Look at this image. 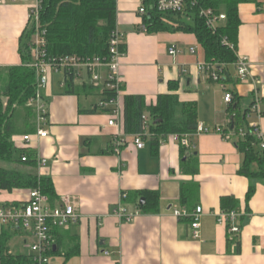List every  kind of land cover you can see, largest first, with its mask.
Segmentation results:
<instances>
[{
	"label": "crops",
	"instance_id": "0c3cea01",
	"mask_svg": "<svg viewBox=\"0 0 264 264\" xmlns=\"http://www.w3.org/2000/svg\"><path fill=\"white\" fill-rule=\"evenodd\" d=\"M31 5L30 0H0L3 75L21 65L20 39L30 26ZM142 5L143 0H117V29L126 50L120 61L119 128L110 127L111 116L98 110L104 100L102 86L94 89L84 81L75 85L84 87L80 95L66 94L65 76L53 72L43 90L49 134L45 139L34 137L29 149L47 164L38 165L34 172L52 180L58 198L55 206L70 198L82 215L79 223L54 230L60 254L54 255L53 264H264V183L239 174L244 156L236 137L224 139L214 132L217 127L231 131L224 97L232 90L240 98L242 111L252 110L249 121L264 133V0L239 6L237 52L251 62L246 82L238 79L234 66L222 82L203 74L199 66L207 62L205 50L194 34L144 32ZM173 47L177 56L170 55ZM253 80L262 83L256 111L251 109ZM171 82L179 83L176 94L181 103L197 105L198 126L211 132L193 137L190 149L171 138L153 146L151 137L139 150L133 144L136 134L124 131V100L141 96L147 105H154L160 95L170 92ZM117 137L123 141L119 152ZM17 139L20 144L21 137ZM195 164L197 174L184 171ZM188 183L199 186L192 207L181 202V186ZM251 185L256 191L247 202ZM145 192L158 193V213L143 214L135 203L124 201L132 193ZM224 198L238 202L235 223L241 232L233 238L227 226L218 222ZM16 199V194L0 191V202ZM120 205L136 214L131 222H122L116 215ZM198 207L203 216L200 238L195 239L190 219L177 218L174 212L192 213ZM67 254L72 256L66 260Z\"/></svg>",
	"mask_w": 264,
	"mask_h": 264
},
{
	"label": "trees",
	"instance_id": "16d2710c",
	"mask_svg": "<svg viewBox=\"0 0 264 264\" xmlns=\"http://www.w3.org/2000/svg\"><path fill=\"white\" fill-rule=\"evenodd\" d=\"M157 0H143L147 11L144 24L148 34L161 32H185L194 34L205 50L207 63L226 65L224 69L229 76V68L236 61V54L223 44L228 39L237 47L238 31L241 25L239 6L254 3L257 0H199L197 6L189 8L187 15H163L156 8ZM201 9H214L226 15V21L213 32L205 20L199 16ZM42 29L46 31L47 55L50 58L62 56H78L84 59L99 57L109 61L110 40L117 29V0H43L40 16ZM34 36L31 26L20 39L21 65L9 69L0 76V191H29L40 189L55 206L58 198L50 178L35 174L38 167L36 155L28 149H17L14 137L34 134L37 131L36 113L30 101L37 93L36 71L28 65L32 62L30 44ZM126 54L124 43L120 48ZM66 94L80 95L84 90L76 87L71 75H66ZM223 79H221L222 82ZM95 89V85H92ZM170 92L160 95L157 103L147 105L141 96H128L124 100V131L129 134L142 133L143 117L151 121L152 145H159L161 139L170 135H191L197 132L198 110L194 103H181L176 94L178 82L169 84ZM233 103L228 112L233 119L230 129L235 132L236 146L244 156V164L239 174L250 180L264 183V150L259 147L256 135L248 129L251 110L242 111L240 98L235 91ZM104 97L110 99L115 94L103 91ZM3 98H7L4 107ZM105 99V98H104ZM232 124L234 128L232 129ZM243 130L245 135L240 136ZM227 132V131H226ZM27 161L23 162V157ZM186 173L197 174L198 166H189ZM256 186L251 185L247 194V202L254 196ZM199 194L197 184L181 186V202L192 207ZM144 196L146 204L141 207L138 198ZM124 201L135 203L143 214H156L159 211V196L155 192L132 193L124 197ZM237 201L224 198V212H232L237 208ZM13 235L2 230L0 233V264H29V258L23 254H10V243ZM60 249L54 254L58 256ZM72 254L65 255L66 260Z\"/></svg>",
	"mask_w": 264,
	"mask_h": 264
},
{
	"label": "built area",
	"instance_id": "2783aa9c",
	"mask_svg": "<svg viewBox=\"0 0 264 264\" xmlns=\"http://www.w3.org/2000/svg\"><path fill=\"white\" fill-rule=\"evenodd\" d=\"M32 2L30 8V26L34 28V36L30 44V52L32 62L28 65L36 71L37 75V93L35 98L30 101V106L33 107L36 113V127L35 135H24L21 137L20 144H18L17 137L13 138L14 145L17 149H28L34 137L45 139L48 137L46 126L48 125V109L44 100L43 90L49 84L50 76L53 72L62 73L65 76L71 75L73 83L84 84L86 79L91 80V84L95 86H102L103 91H108L115 94L113 98H106L98 105V110L108 113L111 116L109 122L110 127L119 128L118 120L122 116L120 95L122 91L123 81L120 76V61L125 56L121 52V45L124 43L123 34L116 29L112 34L110 40V53L109 61L94 57L91 59H84L78 56H62L50 58L47 55V41L46 31L42 29L40 16L42 11L43 0H30ZM199 0H157L156 8L159 14L163 15H187L188 9L197 6ZM139 15L144 17L147 15L146 9L141 6ZM199 16L203 18L207 26L213 31H217L219 26L226 21L224 13H218L214 9H201ZM143 31L147 32L144 25ZM223 44L230 48L237 56V61L233 65L238 79L241 82H246L250 79V59L240 56L237 52V47L224 39ZM195 53L194 50L191 51ZM178 50L173 47L170 50L171 56H177ZM226 65L217 63H204L199 66V70L207 75L215 82H221L225 76L224 69ZM3 68L0 67V76L3 75ZM256 87L254 92V104L251 109L256 111L260 104L261 81L253 80ZM66 85V82L64 86ZM6 99V98H5ZM224 101L229 107L233 103V94L231 91H226ZM4 107H7V101H4ZM252 112V110H251ZM249 119V117H248ZM151 121L148 117H143L142 133L134 136V146L142 150L146 147V140L152 137ZM248 129L257 136L259 140L260 149L264 150V133L260 130L259 126L255 123L248 122ZM210 129L199 125L197 132L191 135H170L164 141L171 138L173 141L180 143L185 149H190L191 139L200 134L210 133ZM215 133L230 139L235 135L234 131L226 133L222 128L217 127ZM243 130L240 131V136H244ZM116 151L119 152V147L123 145V141L117 137ZM23 162L27 161V156L23 157ZM38 165H46V159H38ZM18 199L12 202H0V233L2 230L9 231L15 238L20 237L23 239L22 248L25 249L26 255L29 258V264H53L54 249L56 248V238L54 230L66 229L71 225L80 222L82 215L79 212L77 202L70 198H63L58 206H52L49 198L42 193L40 189L29 190L27 193H15ZM138 214V213H137ZM116 215L122 222H131L136 214H130L123 205H120L116 211ZM175 217L183 219L187 218L191 221L193 229V236L195 239L200 238L201 230V217L203 216V209L198 207L194 212L188 213L187 211L175 210ZM218 222L226 225L228 235L233 238L238 235L241 229L236 225L239 217L238 213L221 212L218 215ZM15 255L13 251L9 252Z\"/></svg>",
	"mask_w": 264,
	"mask_h": 264
},
{
	"label": "rangeland",
	"instance_id": "374dc122",
	"mask_svg": "<svg viewBox=\"0 0 264 264\" xmlns=\"http://www.w3.org/2000/svg\"><path fill=\"white\" fill-rule=\"evenodd\" d=\"M86 81L90 82L91 83V80L89 79H86ZM7 101V98H3V101ZM0 166H11V165H6V164H0ZM13 197H15V193H12ZM22 242H23V239L20 238V237H13L11 243H10V249L11 251H13V253L15 254H24L26 253L25 249L22 248Z\"/></svg>",
	"mask_w": 264,
	"mask_h": 264
},
{
	"label": "water",
	"instance_id": "95a60500",
	"mask_svg": "<svg viewBox=\"0 0 264 264\" xmlns=\"http://www.w3.org/2000/svg\"><path fill=\"white\" fill-rule=\"evenodd\" d=\"M232 122H233V119H232ZM234 128V124H232V129ZM146 204V199L145 198H142L141 201H140V206L143 207L144 205ZM56 248L54 249V251L56 252Z\"/></svg>",
	"mask_w": 264,
	"mask_h": 264
}]
</instances>
